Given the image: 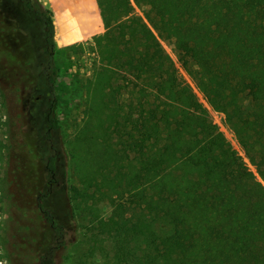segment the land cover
<instances>
[{"label":"trees","instance_id":"trees-1","mask_svg":"<svg viewBox=\"0 0 264 264\" xmlns=\"http://www.w3.org/2000/svg\"><path fill=\"white\" fill-rule=\"evenodd\" d=\"M18 1L43 23L50 52L35 206L53 243L40 264H58L71 242L79 264H264V0H134L241 152L167 55L146 86L87 80L84 123L58 147L53 21L38 0ZM12 58L1 57L2 96L27 77Z\"/></svg>","mask_w":264,"mask_h":264},{"label":"rangeland","instance_id":"rangeland-1","mask_svg":"<svg viewBox=\"0 0 264 264\" xmlns=\"http://www.w3.org/2000/svg\"><path fill=\"white\" fill-rule=\"evenodd\" d=\"M49 11L54 26V51L57 77L54 93L57 98L59 131L53 141L66 149V143L83 125L88 93L85 84L91 76L94 55L91 39L66 45L64 25L49 0H38ZM5 20L0 27V65L2 55L9 52L13 61L24 64L27 77L17 79V91L2 96L0 82V141L4 153L0 158V264H40L42 256L53 243L48 226L37 217L35 198L45 185V161L48 150L42 145L46 130L45 117L49 107V90L45 87L43 71L50 63L45 44L43 23L28 13L18 0H0ZM9 26L10 29H6ZM75 26V23H74ZM82 44L83 46H75ZM4 52V53H3ZM173 55V53H171ZM12 61V60H11ZM197 99L205 103L212 119L241 152L233 135L222 123L221 116L206 103L191 80L186 81ZM66 151V150H65ZM67 155V154H66ZM65 159L69 165V157ZM58 204H61L58 201ZM61 206V205H59ZM77 236L84 219L76 220ZM72 231V230H71ZM72 236L69 235L68 240ZM82 248L78 242L56 254L58 264H79Z\"/></svg>","mask_w":264,"mask_h":264},{"label":"crops","instance_id":"crops-1","mask_svg":"<svg viewBox=\"0 0 264 264\" xmlns=\"http://www.w3.org/2000/svg\"><path fill=\"white\" fill-rule=\"evenodd\" d=\"M64 25L66 45L91 39V76L111 84L150 83L147 70L167 55L178 78L189 79L172 55V42L160 38L134 0H49ZM75 23V26H74ZM166 33H164L165 35ZM165 77V72H158ZM190 80V79H189ZM126 89H121L126 96ZM203 106L205 103L198 100Z\"/></svg>","mask_w":264,"mask_h":264}]
</instances>
